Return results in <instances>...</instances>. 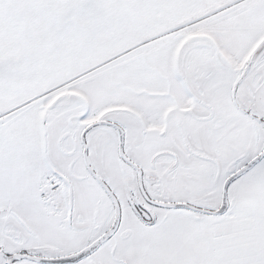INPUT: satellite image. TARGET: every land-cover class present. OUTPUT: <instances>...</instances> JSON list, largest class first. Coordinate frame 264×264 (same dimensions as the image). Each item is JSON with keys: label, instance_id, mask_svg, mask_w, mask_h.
Returning <instances> with one entry per match:
<instances>
[{"label": "snow or ice", "instance_id": "obj_1", "mask_svg": "<svg viewBox=\"0 0 264 264\" xmlns=\"http://www.w3.org/2000/svg\"><path fill=\"white\" fill-rule=\"evenodd\" d=\"M0 264H264V0H0Z\"/></svg>", "mask_w": 264, "mask_h": 264}]
</instances>
